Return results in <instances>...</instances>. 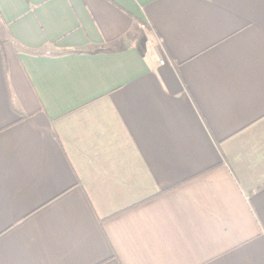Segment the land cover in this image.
I'll use <instances>...</instances> for the list:
<instances>
[{"label":"crops","instance_id":"0c3cea01","mask_svg":"<svg viewBox=\"0 0 264 264\" xmlns=\"http://www.w3.org/2000/svg\"><path fill=\"white\" fill-rule=\"evenodd\" d=\"M0 264H264V0H0Z\"/></svg>","mask_w":264,"mask_h":264},{"label":"built area","instance_id":"2783aa9c","mask_svg":"<svg viewBox=\"0 0 264 264\" xmlns=\"http://www.w3.org/2000/svg\"><path fill=\"white\" fill-rule=\"evenodd\" d=\"M149 52L151 57L161 66L166 64V60L162 58L160 55V43L155 40H151L148 42Z\"/></svg>","mask_w":264,"mask_h":264},{"label":"rangeland","instance_id":"374dc122","mask_svg":"<svg viewBox=\"0 0 264 264\" xmlns=\"http://www.w3.org/2000/svg\"><path fill=\"white\" fill-rule=\"evenodd\" d=\"M151 40H153V38H151L150 40L148 39L147 43H148L149 41H151ZM147 46H148V48H149V45H147Z\"/></svg>","mask_w":264,"mask_h":264}]
</instances>
